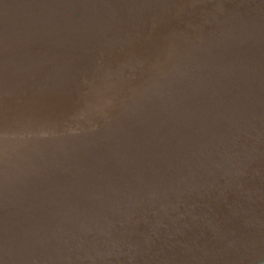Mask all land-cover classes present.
I'll use <instances>...</instances> for the list:
<instances>
[{
  "label": "water",
  "instance_id": "water-1",
  "mask_svg": "<svg viewBox=\"0 0 264 264\" xmlns=\"http://www.w3.org/2000/svg\"><path fill=\"white\" fill-rule=\"evenodd\" d=\"M264 0H0V264H263Z\"/></svg>",
  "mask_w": 264,
  "mask_h": 264
},
{
  "label": "flooded vegetation",
  "instance_id": "flooded-vegetation-1",
  "mask_svg": "<svg viewBox=\"0 0 264 264\" xmlns=\"http://www.w3.org/2000/svg\"><path fill=\"white\" fill-rule=\"evenodd\" d=\"M264 264V263H263Z\"/></svg>",
  "mask_w": 264,
  "mask_h": 264
}]
</instances>
